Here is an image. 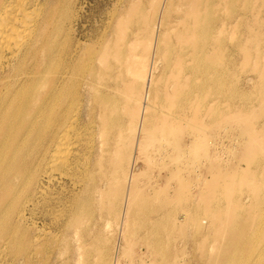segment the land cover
<instances>
[{
	"label": "rangeland",
	"instance_id": "obj_1",
	"mask_svg": "<svg viewBox=\"0 0 264 264\" xmlns=\"http://www.w3.org/2000/svg\"><path fill=\"white\" fill-rule=\"evenodd\" d=\"M69 1L72 14L64 20L63 33L58 35L62 49H75L76 58L81 57L84 65L91 57L95 60L106 51L113 55L122 50L127 57H133L128 71L125 63L120 70L116 59L110 58L113 69L105 73L100 68L94 77V87L101 89L111 83L113 74L119 70L128 77L127 93L131 99L126 102L120 92L114 91L109 98L118 101L117 115L123 116L124 132L127 129L131 132L130 124L137 120L140 106L147 102L145 91L150 90L155 96L148 101V109L140 110L138 122L142 126L147 115L155 113V126L163 132L160 147L156 144L155 152L151 151L154 160L149 167H145L138 152H132L121 163L126 173L131 170L132 161L136 162L133 170L142 171L132 182L136 191L123 192L124 197L141 195L142 214L128 216L125 207L124 211L107 213L101 197L102 191L109 187L110 177L105 171L107 165L97 164V146L102 139L100 134L93 135L90 130L92 125L96 126V118L84 115L88 107L86 101L77 104L82 114L80 124L69 135L73 154L62 167L54 165L48 186L46 180L39 184L40 190L25 210L27 239L20 242H24V246L17 251L18 243L15 248L1 251V242L0 264H80L86 259L101 264L141 261L143 264H210L209 249L217 242L215 208H227L231 216L237 212L240 215L239 211L246 213L249 209L248 204L264 198V187H260L256 195L247 185L232 188L223 184L220 176L222 172L229 175L231 171V179L239 181L240 175L235 171L245 165L242 159L237 161L242 157L239 156L241 147L230 140L238 136L237 126L242 123L236 125L234 112L245 113V121L249 119L247 126L253 123L258 128L264 120V0ZM184 8L189 10L184 15L186 27L178 34L180 27L174 23L175 16L181 15ZM128 12H142L144 18L139 19L136 13L127 21L118 22L119 15ZM66 39L68 43H64ZM135 39L138 43L132 50L128 45ZM194 42L196 47L192 46ZM149 60L157 68L154 81L146 84L145 63ZM77 77L80 79L82 74ZM174 135L180 137V146H189L184 156H177L170 143ZM87 140L89 145L92 142L96 145L92 158H89L92 148H88ZM201 143H206L208 148ZM205 152L213 154L206 157ZM110 154L112 152L108 156ZM126 173L120 172L118 181L122 180L127 189H131L130 176L126 177ZM86 179L92 182L88 194L79 190ZM238 197L243 201L240 210ZM166 199L164 210L155 213L154 208ZM205 203H209V208ZM68 204H75L73 213L66 210ZM185 219L187 222L182 223ZM151 222H155L156 232L161 237V254L153 250L147 239V235H151ZM87 232L92 233L91 243L81 241ZM78 243L87 246L77 248ZM114 246L116 252H113Z\"/></svg>",
	"mask_w": 264,
	"mask_h": 264
},
{
	"label": "bare ground",
	"instance_id": "obj_2",
	"mask_svg": "<svg viewBox=\"0 0 264 264\" xmlns=\"http://www.w3.org/2000/svg\"><path fill=\"white\" fill-rule=\"evenodd\" d=\"M193 1L195 0H191ZM134 2L141 3L143 0L131 3ZM137 7L138 4L134 9ZM187 8L182 10L181 15L175 16L177 20L174 23L180 27L178 34L186 27L184 15L186 11H189ZM136 13L139 19L144 18L142 12ZM136 13L128 12L125 15H119L118 22L123 23ZM71 14L69 0H0V243H3L1 251L15 248L18 243L20 248L17 251L23 248L24 242H20L27 239L24 223L28 216L25 210L40 190L39 184L46 180V186H48V183L52 181L54 165L62 167L73 154L74 149L69 142V135L74 127L80 124L82 114L80 105L85 101L88 107L84 115L88 114L90 117L94 115L96 118V126L92 125L90 130L93 135L100 134L102 139L97 146L99 155L97 164L100 167L107 165L105 171L110 177L109 187L102 191L101 197L103 205H106L105 211L114 213L125 207V214L127 213L128 216L131 213L134 217L142 214L141 195L138 191V196L134 194L123 196L124 191L126 193L129 191V194L130 191H136V187H132V182L142 171H134L136 162L132 161L131 170L126 173L121 163L132 152L142 155L145 167L153 163L154 155L151 151L156 144H159L158 148L160 147V136L163 132L155 126L154 112L147 115L145 124L142 126H139L138 119L142 114L140 110L148 109L150 107L148 101L155 95L150 90L145 91L146 104L140 106L137 120L134 124H130L131 132H128V129L124 132L123 116L117 115V111L120 110L118 101L109 98L112 97L110 92L114 91L120 92L126 102L131 99L127 93L130 87L127 82L128 77L125 78L120 70L125 63V69L128 71L134 58L127 57L126 51L119 50V52H113V55L106 51L96 56L95 60L91 57L84 65L81 57L76 58L75 49L64 50L58 41V35L63 33L62 24L64 20L71 17ZM65 42L68 43L69 40L66 39ZM137 43L135 39L128 46L133 50ZM192 46L196 47V43L194 42ZM110 58L116 59L120 70L113 74L114 79H111V83L96 89L94 77L100 68L105 73L113 69ZM138 64L136 61L135 65ZM156 68V64H152L150 60L145 63L146 84L154 81ZM78 74H82L80 79L77 77ZM125 111L128 110L124 109ZM233 117L236 125L242 123L237 126L239 127L238 136L230 140H234L236 146L241 147L239 153L241 152L242 155L240 153L239 156L242 157L237 156V161L240 162L242 159L241 162L244 161L245 165L239 166L235 171V174L240 175L239 181L231 179L233 174L230 173L231 171L229 175L228 172L221 171L220 176L223 177L224 182L221 181V177L220 181L231 185L232 188L247 185L246 187H251L252 193L257 195L258 189L264 187V120L258 128H255L256 125L253 126V123L246 125L249 119L245 121L247 116L244 112L236 111ZM179 140L180 137L175 135L170 138L171 145L180 157L189 152V146L187 144L180 146ZM88 141H86L88 148H92L89 158H92L93 148L96 145L94 142L89 145ZM190 143L191 140L188 144ZM204 146L208 148L206 143L203 144ZM110 152L112 154L108 156ZM206 154L208 153L205 152V156ZM211 155L208 154V156ZM74 158L75 155L72 159ZM120 172L126 173V177L130 176L131 189H127L126 183L122 180L118 181ZM102 176L106 179L104 170H102ZM227 177H230V180ZM91 183L86 179L82 184L83 188L79 190L88 194ZM22 197H25L24 201L21 200ZM239 197L237 206L240 210L243 206L241 200L244 197L241 196L242 199ZM260 199L257 198L251 205L247 202L249 209H246V213L239 211L240 215H237V212L231 216L227 208H215L216 212L212 211L218 216V227L215 229L217 242L213 243L209 249L210 264H264V198ZM167 203L168 199L161 201L158 207L154 208L155 213L162 212ZM205 204L207 206L209 203ZM66 210L73 213L75 204H68ZM77 218L75 214L76 222ZM187 220H183L182 223ZM182 223L181 226L184 225ZM149 231L151 235H147V239L151 241V247L154 251H158V254L163 253V250H160L161 237L156 232L155 222H151ZM81 241L91 243L92 233L87 232ZM86 246L85 243H78L77 248ZM28 250L30 251V248ZM116 250L114 246L113 252ZM88 251L91 250L88 249ZM143 263L141 261L140 264ZM80 264H101V262L86 259Z\"/></svg>",
	"mask_w": 264,
	"mask_h": 264
}]
</instances>
